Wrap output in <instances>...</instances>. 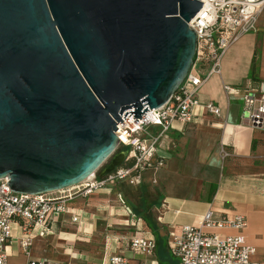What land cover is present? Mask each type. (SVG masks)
I'll list each match as a JSON object with an SVG mask.
<instances>
[{
    "label": "water",
    "instance_id": "1",
    "mask_svg": "<svg viewBox=\"0 0 264 264\" xmlns=\"http://www.w3.org/2000/svg\"><path fill=\"white\" fill-rule=\"evenodd\" d=\"M202 5L0 0V180L43 195L81 184L112 156L99 176L120 168L117 123L141 120L184 82Z\"/></svg>",
    "mask_w": 264,
    "mask_h": 264
},
{
    "label": "crops",
    "instance_id": "2",
    "mask_svg": "<svg viewBox=\"0 0 264 264\" xmlns=\"http://www.w3.org/2000/svg\"><path fill=\"white\" fill-rule=\"evenodd\" d=\"M225 86L233 91L227 93ZM263 93L264 14L259 32L233 44L224 56L221 75L213 76L199 90L194 122H176L163 138L182 141L184 146L190 143L197 165L212 174V180L205 181L198 194L169 192L155 196L145 183L133 190L108 183L89 197L70 202L69 213L51 223L45 235L36 232L29 257L20 246L22 222L15 221L12 242L7 247L9 263L49 259L61 264H108L112 256L121 254L129 258L130 264H152L154 260L178 264L171 253L174 236L185 226L199 225L212 210L215 219L246 217V242L256 250L253 260L264 264V131L249 126L243 111L246 94L260 97ZM209 103L221 109L220 117L206 110ZM163 139L160 150L164 149ZM223 143L231 154L226 160L221 154ZM75 215L79 216L78 222L73 221ZM139 236L157 241L153 256L132 251L130 242Z\"/></svg>",
    "mask_w": 264,
    "mask_h": 264
},
{
    "label": "built area",
    "instance_id": "3",
    "mask_svg": "<svg viewBox=\"0 0 264 264\" xmlns=\"http://www.w3.org/2000/svg\"><path fill=\"white\" fill-rule=\"evenodd\" d=\"M202 9L189 24L197 35V51L193 66L172 96L162 107L149 110L141 120L129 113L117 123L115 132L120 146L128 149V163L114 173L101 178L94 175L79 185L65 190L43 195L17 194L9 186L8 179L0 180V264H10L7 247L12 242V225L21 221L22 238L20 246L26 256H30L36 232L45 235L49 225L60 216L69 213V203L77 198H87L108 183L129 181L140 184L145 170L163 166L160 156V143L174 124H191L195 120L199 105V90L215 75H221L222 62L228 49L243 36L259 32L261 17L264 14V0H201ZM225 91L233 89L225 86ZM206 110L221 116V109L213 103ZM134 111V110H133ZM244 117L249 126L264 131V93L260 97L246 94L243 100ZM139 122H138V121ZM223 143L221 154L224 160L231 154ZM119 198L124 202L122 195ZM126 204V202H124ZM130 215L135 218L133 211ZM79 216L75 215L74 222ZM247 227L246 217L214 218L209 210L199 225L185 226L179 235L174 236L172 255L178 264H259L253 260L255 248L249 246L243 234ZM218 230H234L235 235H222ZM153 237H135L130 246L136 254L153 256L156 251ZM129 258L116 254L108 264H130ZM27 264H61L41 259L29 260ZM152 264H161L154 260Z\"/></svg>",
    "mask_w": 264,
    "mask_h": 264
},
{
    "label": "rangeland",
    "instance_id": "4",
    "mask_svg": "<svg viewBox=\"0 0 264 264\" xmlns=\"http://www.w3.org/2000/svg\"><path fill=\"white\" fill-rule=\"evenodd\" d=\"M164 141V149L160 150V154L164 158L163 166L145 170L142 173L141 183L148 185L155 196H166L169 192L180 195L198 194L205 185V181L212 180V174L204 167L197 165L195 153L190 143L184 146L185 143L182 144V141L177 142L170 138H166ZM125 151L126 149L120 146L115 154ZM112 158L113 156L100 167L96 173L97 176L109 166ZM127 163L126 159L121 167L126 166ZM147 171L150 172L147 173ZM117 185L132 190L139 186V184L132 185L129 181L119 182ZM135 201L138 202L137 199Z\"/></svg>",
    "mask_w": 264,
    "mask_h": 264
},
{
    "label": "trees",
    "instance_id": "5",
    "mask_svg": "<svg viewBox=\"0 0 264 264\" xmlns=\"http://www.w3.org/2000/svg\"><path fill=\"white\" fill-rule=\"evenodd\" d=\"M124 149H126V151L128 152V149L127 148H124ZM212 191H213L212 192V196H213L214 195V192H215V188L214 187H213ZM156 244H157V241H156ZM160 263L163 264L162 261H160Z\"/></svg>",
    "mask_w": 264,
    "mask_h": 264
},
{
    "label": "flooded vegetation",
    "instance_id": "6",
    "mask_svg": "<svg viewBox=\"0 0 264 264\" xmlns=\"http://www.w3.org/2000/svg\"><path fill=\"white\" fill-rule=\"evenodd\" d=\"M111 163V162H110Z\"/></svg>",
    "mask_w": 264,
    "mask_h": 264
}]
</instances>
